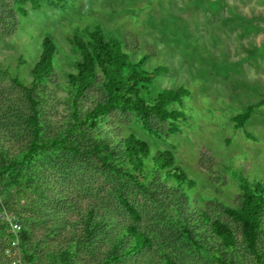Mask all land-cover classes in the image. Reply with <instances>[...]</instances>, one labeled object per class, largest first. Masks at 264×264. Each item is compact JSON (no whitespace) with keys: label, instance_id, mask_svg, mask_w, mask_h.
Instances as JSON below:
<instances>
[{"label":"trees","instance_id":"16d2710c","mask_svg":"<svg viewBox=\"0 0 264 264\" xmlns=\"http://www.w3.org/2000/svg\"><path fill=\"white\" fill-rule=\"evenodd\" d=\"M27 1L14 0L23 15ZM42 1L56 3L32 0L35 8ZM70 38L80 56L66 73L64 130L47 132L41 116L54 93L46 96L45 85L59 79V49L50 34L41 42L32 79L12 78L25 101L17 113L25 125L0 128L5 139H0V209L4 205L15 215L22 229L19 244H13L17 236L0 222V264L18 253L38 264H264V179L245 178L238 207H195L191 190L197 182L172 150L154 149L134 131L105 126L113 115L130 123L138 118L149 135L166 139L180 128L185 114L178 106L191 90L151 93L169 67L149 69L151 52L133 60L125 41L100 23L88 30L87 39L80 33ZM8 95L1 92L0 100ZM259 104L235 115L236 126H243ZM102 180L110 186L103 187ZM145 215L151 230L143 225ZM227 219H234L239 231Z\"/></svg>","mask_w":264,"mask_h":264},{"label":"rangeland","instance_id":"374dc122","mask_svg":"<svg viewBox=\"0 0 264 264\" xmlns=\"http://www.w3.org/2000/svg\"><path fill=\"white\" fill-rule=\"evenodd\" d=\"M10 2L3 7L0 0V93H9L0 100V117L5 116L0 128L20 130L25 125L17 114L25 101L12 78L32 79L41 42L50 34L59 49L55 66L59 79L45 85L46 96L54 93L42 106L41 116L47 132L64 130L69 118L66 73L76 67L80 56L70 37L80 33L87 39L88 30L100 23L125 41L133 60L151 52L145 64L149 69L160 64L169 67L151 93L182 86L191 90L178 106L185 114L180 128L166 139L149 135L138 118L130 123L113 115L106 127H123L154 149L172 150L197 182L191 190L195 207H238L245 178L264 179V0H56L55 4L42 1L39 8L28 0L27 15L14 0ZM83 103L88 106L91 101L87 98ZM251 103L260 104L243 126H236L234 116ZM5 137L16 143L11 133ZM102 186L109 187V181L102 180ZM227 220L239 231L234 219ZM143 225L152 229L146 215ZM260 245L264 249V240Z\"/></svg>","mask_w":264,"mask_h":264},{"label":"built area","instance_id":"2783aa9c","mask_svg":"<svg viewBox=\"0 0 264 264\" xmlns=\"http://www.w3.org/2000/svg\"><path fill=\"white\" fill-rule=\"evenodd\" d=\"M0 222H4L8 225L9 230L15 234L17 237L13 241V244H19V233L22 229L21 223L18 221L15 215L11 214L7 208L2 207L0 209ZM1 264H38L36 262H27L25 261L21 254H15L12 259H10L8 262L1 263Z\"/></svg>","mask_w":264,"mask_h":264}]
</instances>
